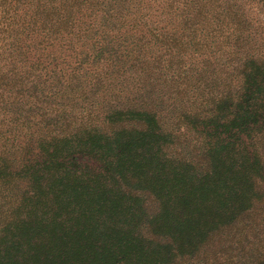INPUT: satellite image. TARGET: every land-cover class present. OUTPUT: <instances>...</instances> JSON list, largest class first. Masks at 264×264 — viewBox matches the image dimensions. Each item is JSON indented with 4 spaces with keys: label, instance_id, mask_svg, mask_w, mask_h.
I'll list each match as a JSON object with an SVG mask.
<instances>
[{
    "label": "trees",
    "instance_id": "16d2710c",
    "mask_svg": "<svg viewBox=\"0 0 264 264\" xmlns=\"http://www.w3.org/2000/svg\"><path fill=\"white\" fill-rule=\"evenodd\" d=\"M0 264H264V0H0Z\"/></svg>",
    "mask_w": 264,
    "mask_h": 264
}]
</instances>
